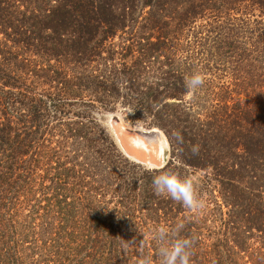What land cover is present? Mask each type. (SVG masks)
I'll return each mask as SVG.
<instances>
[{"label": "trees", "instance_id": "1", "mask_svg": "<svg viewBox=\"0 0 264 264\" xmlns=\"http://www.w3.org/2000/svg\"><path fill=\"white\" fill-rule=\"evenodd\" d=\"M0 264H264V0H0Z\"/></svg>", "mask_w": 264, "mask_h": 264}, {"label": "rangeland", "instance_id": "2", "mask_svg": "<svg viewBox=\"0 0 264 264\" xmlns=\"http://www.w3.org/2000/svg\"><path fill=\"white\" fill-rule=\"evenodd\" d=\"M186 96H188V94ZM96 117L105 131L113 139L118 149L126 154L129 159L141 162L144 166L148 167L158 166V164L165 161L168 144L166 143L167 140L164 134L157 127H149L140 121L130 120L120 114L118 110L98 111ZM151 128L154 129L150 130ZM147 129L150 131H143ZM131 140L132 142L130 143ZM147 140L150 141L152 148H147L149 143ZM153 143H156V146H153ZM148 149L152 151L150 154L145 152L148 151Z\"/></svg>", "mask_w": 264, "mask_h": 264}, {"label": "bare ground", "instance_id": "3", "mask_svg": "<svg viewBox=\"0 0 264 264\" xmlns=\"http://www.w3.org/2000/svg\"><path fill=\"white\" fill-rule=\"evenodd\" d=\"M154 129V128H153ZM162 136V135H161ZM136 139V138H135ZM131 142H132V140H131ZM130 142V143H131ZM136 142H139V141H136ZM163 142V141H162ZM145 143V142H144ZM166 143H167V141H166ZM138 144V143H137ZM135 145V144H134ZM168 146V145H167ZM163 147H165V146H163ZM145 148H146V146H145ZM142 149V148H141ZM145 150H147V149H145ZM150 149H148V151H145L146 153H149L150 154V152H152V151H149ZM155 150V149H154ZM164 151V150H163ZM166 151V150H165ZM162 153V152H161ZM158 156V155H157ZM158 158V157H157ZM159 159V158H158ZM162 161V160H161ZM157 162V161H156ZM158 163V162H157Z\"/></svg>", "mask_w": 264, "mask_h": 264}, {"label": "flooded vegetation", "instance_id": "4", "mask_svg": "<svg viewBox=\"0 0 264 264\" xmlns=\"http://www.w3.org/2000/svg\"><path fill=\"white\" fill-rule=\"evenodd\" d=\"M128 140H130V139H128ZM147 142H149L148 145L150 146V148H152L150 141L147 140ZM153 146H156V143H153Z\"/></svg>", "mask_w": 264, "mask_h": 264}, {"label": "water", "instance_id": "5", "mask_svg": "<svg viewBox=\"0 0 264 264\" xmlns=\"http://www.w3.org/2000/svg\"><path fill=\"white\" fill-rule=\"evenodd\" d=\"M150 130H153V128H151ZM149 129H147V130H143V131H145V132H148V131H150ZM129 143V142H128ZM140 145V144H139ZM147 148H150V146L148 145V147ZM143 149V148H142ZM145 149V148H144ZM149 151H151V150H149Z\"/></svg>", "mask_w": 264, "mask_h": 264}]
</instances>
